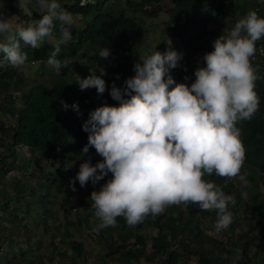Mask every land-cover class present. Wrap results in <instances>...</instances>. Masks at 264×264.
I'll list each match as a JSON object with an SVG mask.
<instances>
[{
	"label": "trees",
	"instance_id": "1",
	"mask_svg": "<svg viewBox=\"0 0 264 264\" xmlns=\"http://www.w3.org/2000/svg\"><path fill=\"white\" fill-rule=\"evenodd\" d=\"M163 1L93 0L81 7L80 0H58L62 7L81 20L80 25L73 26L72 40L61 46L58 58H71L74 61L72 68L82 78L89 74V69L98 70V66L103 67L107 73L103 78L109 87L113 82L122 86L124 79L133 75L135 60L133 58L131 61L130 58L141 42L146 20L157 15L159 4ZM167 1L168 19L164 22V30L175 38L173 49L182 54L180 66L173 69L171 74L176 81L188 84L195 78L194 69L198 64L196 47L201 46L208 34H213L215 38L219 34L224 35L222 28L235 24L249 10H255L259 16L264 17V0ZM16 11L13 0H9L5 15L12 17ZM34 18H39L37 6L30 16L20 14L19 20L25 23ZM212 18L219 25L218 31L211 32L207 28ZM53 36L54 40L48 41L46 38V42L38 49L25 46L27 63L47 62L48 55L60 36L58 24ZM164 40L156 46L161 53L168 47ZM2 41L3 37L0 36V42ZM102 47L111 51L108 60L98 56ZM211 50L212 48L207 49ZM250 59L253 67L258 69L259 78L255 81V91L260 98L259 109L250 120L237 122L245 149L241 173L246 175L249 186L242 187L238 178L229 179L215 174L205 177L220 186L226 195L236 192V202L229 207L233 222L228 227L230 234L225 237V241L204 234L203 228L199 226L201 220L198 214L210 213L216 220L215 210L201 211L197 205H172L168 212L156 217L149 215L135 226L127 225L123 217H117L115 227L102 229L98 240L101 243L103 239L106 240V258L114 255L112 257L126 264L133 259H146L157 264H179L185 252L187 255H197L198 264L264 263V38L257 41L256 53ZM95 63L97 66L93 68ZM62 70L65 73L56 75L47 86L42 82H33L24 91L19 86L22 75L17 74L16 69L6 63L0 66V109H5L4 103L9 104L7 113L11 118L10 123L0 118V264H35L28 257L29 251L22 247L17 246V255L13 253V240L23 237L26 244H29L43 222L45 225L42 233L49 235L51 243L58 238L59 242L67 245L72 256L83 255V245L70 240L69 227L85 225L95 217L89 195L94 188L98 190L100 186L91 183L85 196L76 201L77 208L83 211L82 214L78 213L76 224L65 220L62 228H50L42 215L49 212L47 204L52 203L51 199L63 187V176L59 171L52 172L50 168L56 164L62 168L72 159L83 160L90 157L94 162L101 159L91 147L87 156L80 155L82 147L87 144V133L81 126L89 112L98 105L118 102L110 97L108 91L98 96L94 88L80 90L75 82L76 77L66 73L67 69ZM117 74L119 79L116 78ZM15 87L21 93L20 106H16L13 100L12 90ZM62 101L69 105L68 110H64ZM74 102L79 106V113L71 108ZM22 147H27L31 152L26 164L32 162L40 172L34 185L17 178L6 179V174L14 167L9 157L14 155L17 148ZM45 159L50 161L46 160L43 164ZM33 196H37L42 214L32 217L33 226L28 228L22 223L19 213L23 211L30 214L36 209L31 200ZM98 222L97 219L94 225ZM146 223L157 228V234L150 237L152 250L148 253L145 252V236L141 233ZM204 241L207 242L206 245ZM182 264L188 263L184 261Z\"/></svg>",
	"mask_w": 264,
	"mask_h": 264
},
{
	"label": "clouds",
	"instance_id": "2",
	"mask_svg": "<svg viewBox=\"0 0 264 264\" xmlns=\"http://www.w3.org/2000/svg\"><path fill=\"white\" fill-rule=\"evenodd\" d=\"M92 2L80 0V5ZM36 4L39 18L25 23H13L0 11V66L6 63L23 70L28 62L25 46L40 48L58 24L60 36L48 55V66L57 74L62 69L75 74L80 90L94 88L98 96L108 91L118 102L98 105L82 123L87 144L80 155L87 156L91 147L101 159L95 164L90 157L83 159L70 180L73 191L75 181L81 187L105 181L89 195L99 221L93 231L115 227L117 217L135 226L172 205L215 210V231L226 230L233 222L229 205L235 199L205 177L215 174L248 184L241 173L245 149L237 122L250 120L259 109L258 69L250 58L256 53L257 41L264 38V17L249 10L226 35L219 34L212 50L203 54V64L195 67L190 84L176 81L171 74L180 66L182 54L167 38L165 52L158 51L156 44L138 55L133 75L122 86L113 82L109 87L103 67L89 69L81 78L73 71L71 58H58L61 46L72 40L74 14L58 0H36ZM98 56L108 60L111 51L102 47ZM61 103L68 110L69 105ZM71 108L79 113L77 103Z\"/></svg>",
	"mask_w": 264,
	"mask_h": 264
},
{
	"label": "rangeland",
	"instance_id": "3",
	"mask_svg": "<svg viewBox=\"0 0 264 264\" xmlns=\"http://www.w3.org/2000/svg\"><path fill=\"white\" fill-rule=\"evenodd\" d=\"M209 1V0H207ZM227 1V0H225ZM262 1V0H259ZM9 3V0H0V4H2V9L4 16L6 12V7ZM13 3L16 7V14L12 17H8L13 23H23L20 18V14H28L30 16L32 14L33 9L38 5L36 4V0H13ZM169 7V3L167 0H164L163 3L159 4L158 13L154 18L147 19L144 27L143 37L141 42H139L132 53V57L130 58L131 61L138 60V55H143L146 51L151 48H154L155 45L160 44L165 38L171 40V47L173 48L175 38L170 34L169 31L164 30V22L168 19L166 15V9ZM76 19L75 25H80L81 20L79 16H74ZM234 27V24H230L229 26H224L221 31L224 32L226 35L231 28ZM207 28L211 30V32H215L219 30V25L216 23L214 18L211 19ZM215 39L214 35L208 34L205 41L201 42L200 47H196V59L199 64H203V54L207 52L208 48H212V41ZM48 41L54 40V36L48 37ZM156 45V46H157ZM97 66V63L93 65V68ZM16 69V68H15ZM68 71V70H67ZM66 73H71L67 72ZM73 71L78 74L81 78L82 76L73 69ZM17 74L19 73L22 75V82L19 83L24 91L28 90L29 86L34 82H42L47 86L50 82H52L56 75H58L50 66H48L47 62H29L26 63L23 70L16 69ZM65 71L61 70V74H64ZM73 74V73H71ZM75 76V74H73ZM12 95L14 96L13 100L16 106L21 105V93L20 90L15 87L12 90ZM20 96V97H19ZM5 104V109H0V118L3 119L6 123L11 122L10 115L7 113L8 109H10L9 104ZM2 107V108H3ZM6 110V111H5ZM5 111V112H4ZM31 152L27 147L17 148L13 156L9 157L10 161L13 162L14 167L6 174V179H20L22 182L29 183L30 185H34L35 182L39 179V170L35 167V164L29 162V165L26 162L30 159ZM89 157H86V159ZM49 162V159H45L43 164ZM82 160L72 159L71 162L65 164L62 168L59 167L58 164L54 165L50 168L52 172H58L63 176V187L62 190L57 193L56 197L52 198V203L47 204L46 208L49 211L47 214L43 213L42 217L46 219V225L50 228L55 226L62 225L65 226V220L70 221L71 223L76 224V217L78 213H83L81 208H77L76 201L79 198H83L88 192L91 182H89L85 187H81L78 181H75V191L72 190L70 186V180H74L76 173L79 170V164ZM93 164L96 162L91 161ZM25 166H27L25 168ZM111 174H109L110 177ZM105 177V178H109ZM104 180L100 181L97 186L103 184ZM249 186V183L242 187L246 188ZM236 202V192H232L230 194ZM245 195V192L242 193ZM64 199H67V202H64ZM33 200V206L36 208L34 211H31L30 214H27L23 211L19 213V218L21 219L22 223L26 224L28 228H31L33 224L31 223L32 217L38 216L37 214H42L39 205L37 196L31 197ZM232 205H229V207ZM171 207V206H169ZM169 207L165 210V212L169 211ZM201 222L199 226L203 228V232L206 235H209L213 238H217L220 240L225 241V237L230 234V230L227 228L219 233H217L214 229L215 220L212 218L210 213L207 214H198ZM41 217V216H40ZM97 218H91L87 224L79 225L76 224L74 226H70L69 230L71 231L70 240H74L79 242L83 245V255L79 257L72 256L71 251H69L67 245L62 244L59 242V239H55L53 243L50 242L49 235H43V227L45 223H41L40 230L34 237L31 238L30 243L26 244L23 237L14 238L13 240V253L18 254L17 246L22 247L29 251L28 257L35 261V264H126L118 259L111 256L105 257L107 249L105 247V239H103L102 243L98 240V234L100 231L96 232L93 231L95 227L94 223L96 222ZM43 221V218L40 219ZM53 230V229H52ZM24 231V229H23ZM141 233L145 236L146 239V246L145 252H150L152 250L150 237L155 236L157 234V228L153 224L146 223L144 225L143 230ZM114 234V232H113ZM105 235V233H104ZM206 245L207 242L204 241ZM183 251V250H182ZM66 252L64 255L63 253ZM112 257V258H109ZM197 255L190 253L187 255L184 252L182 259L180 260L179 264L186 261L188 264H198L197 262ZM261 258V257H259ZM128 264H157L155 261H150L146 259H133ZM264 264V263H258Z\"/></svg>",
	"mask_w": 264,
	"mask_h": 264
},
{
	"label": "built area",
	"instance_id": "4",
	"mask_svg": "<svg viewBox=\"0 0 264 264\" xmlns=\"http://www.w3.org/2000/svg\"><path fill=\"white\" fill-rule=\"evenodd\" d=\"M261 51H262V50L260 49V53H261Z\"/></svg>",
	"mask_w": 264,
	"mask_h": 264
}]
</instances>
